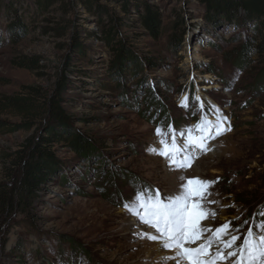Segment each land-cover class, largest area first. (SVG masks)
<instances>
[{
	"label": "rangeland",
	"instance_id": "1",
	"mask_svg": "<svg viewBox=\"0 0 264 264\" xmlns=\"http://www.w3.org/2000/svg\"><path fill=\"white\" fill-rule=\"evenodd\" d=\"M242 1L0 0V193L18 181L17 157L30 139L49 137L48 128L60 135L36 197L0 210V264H159L168 256L160 242L136 235L152 228H124L123 205L142 186L162 198L179 186L181 171L149 150L162 149L157 128L199 136L197 125L219 117L222 134L206 141L219 154L195 158L198 178L213 182L215 203L202 204L215 217L205 221L230 224L238 245L256 230L264 220V20ZM148 16L158 17L157 32ZM56 94L65 121L45 113ZM10 98L25 100L29 112Z\"/></svg>",
	"mask_w": 264,
	"mask_h": 264
},
{
	"label": "snow or ice",
	"instance_id": "2",
	"mask_svg": "<svg viewBox=\"0 0 264 264\" xmlns=\"http://www.w3.org/2000/svg\"><path fill=\"white\" fill-rule=\"evenodd\" d=\"M225 119L219 117L215 125L207 121L197 125L199 136L193 135L191 129L179 133L172 129L165 134L157 128L156 136L160 138L158 143L162 149L149 150L164 157L170 171L182 173V170L191 167L195 154L209 150L207 140L222 134ZM177 135L184 138L181 145L177 144ZM179 180L175 193H166L162 198L160 190L145 189L142 186L133 199L123 205L126 215L135 217L138 224L146 225L157 233L137 232L140 239L159 241L161 251L172 253L163 257L159 264H169L170 261L174 264H222L225 261H231V264H264V220L254 225L255 231L250 227L238 245L240 236L229 231L230 224L213 229L202 223L215 217V213L202 204L203 201L215 203L208 199L212 195L210 189L213 182L198 177L185 179L183 174ZM259 215L264 216V212ZM234 232L238 233L239 229Z\"/></svg>",
	"mask_w": 264,
	"mask_h": 264
},
{
	"label": "trees",
	"instance_id": "3",
	"mask_svg": "<svg viewBox=\"0 0 264 264\" xmlns=\"http://www.w3.org/2000/svg\"><path fill=\"white\" fill-rule=\"evenodd\" d=\"M53 0H37L39 5H43ZM245 6L250 9L251 12L257 15L258 19L264 20V0H243ZM239 4H231L230 9L233 8L235 11L238 10ZM230 14H227L229 16ZM144 22L151 28V30L157 32L158 29V17L155 19L147 17ZM115 29L110 27L105 31V36L109 42H112L115 38ZM262 43L261 47L264 46V32L261 35ZM111 40V41H110ZM260 49V47L258 48ZM254 50V46L249 44L241 51V59H246L247 55ZM133 66L136 68L139 66L135 57L128 58ZM119 70V76L125 72L124 64L122 59L115 66V70ZM66 78L59 83V89L62 91L66 85ZM9 104L12 108L18 111L29 112L30 106L25 103V100L10 98ZM48 105L44 106L45 113L49 114L53 119H60L65 121V113L61 107L59 94L54 95L48 100ZM7 106V105H6ZM46 133L49 137L42 136L39 139H30L26 153L17 157V164L22 168L20 177L15 185L9 188L7 191L0 193V210L4 213H11L14 207L18 204L26 205L28 201L36 197L39 187L46 180L47 175L53 170V164L48 163L50 158L49 144L58 140L60 136L54 128H48ZM66 140V139H63ZM72 147L76 148L74 141H72Z\"/></svg>",
	"mask_w": 264,
	"mask_h": 264
},
{
	"label": "bare ground",
	"instance_id": "4",
	"mask_svg": "<svg viewBox=\"0 0 264 264\" xmlns=\"http://www.w3.org/2000/svg\"><path fill=\"white\" fill-rule=\"evenodd\" d=\"M214 139V138H213ZM210 141H212V139H210ZM211 143V142H210ZM209 153H208V157L209 158H214V157H216L218 154H219V150L217 149V147L215 146V144H211L210 146H209ZM216 152V153H215ZM195 155H197V154H195ZM197 159V158H196ZM197 160H195L194 159V162H195V164H194V162L191 164V166H192V168L190 169L189 168V172L188 173H177L178 174V178L180 177V175L181 174H183L184 175V177L185 178H190V177H202V175L198 172V171H200L201 169V162H196ZM166 163V161H164V164ZM166 168H168V167H166ZM166 170H168V169H166ZM177 182H174V181H171V185H173V188L175 187V186H178V183L176 184ZM135 221H136V218L135 217H133V218H131V217H129L128 215H127V219L122 223L123 224V226H124V228H127L128 226H130V225H133V224H135V225H138L139 226V228L141 227V225L140 224H138V222H136L135 223ZM203 224H206V225H208L209 226V224H207L206 223V221H203L202 222ZM143 225V224H142ZM213 228V227H212ZM214 229V228H213ZM153 230V235H156L157 233L155 232V230L154 229H152ZM193 247H194V245H192ZM197 246V245H196ZM214 251H215V248L213 249ZM166 253V255H172V253H170V252H168V251H166L165 252ZM150 254H151V252H150ZM151 256L149 255V258H150Z\"/></svg>",
	"mask_w": 264,
	"mask_h": 264
}]
</instances>
